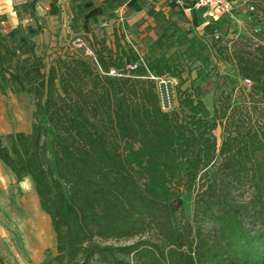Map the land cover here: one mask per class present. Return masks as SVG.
Segmentation results:
<instances>
[{
	"label": "trees",
	"instance_id": "1",
	"mask_svg": "<svg viewBox=\"0 0 264 264\" xmlns=\"http://www.w3.org/2000/svg\"><path fill=\"white\" fill-rule=\"evenodd\" d=\"M112 35L113 46L92 34L90 55L65 52L47 69L33 52L21 70L32 128L0 138V160L31 177L50 216L55 254L39 264H264V20L228 54L211 42L249 79L253 110L225 95L211 113L199 85L163 110L139 49ZM10 81L0 70L1 92Z\"/></svg>",
	"mask_w": 264,
	"mask_h": 264
},
{
	"label": "rangeland",
	"instance_id": "2",
	"mask_svg": "<svg viewBox=\"0 0 264 264\" xmlns=\"http://www.w3.org/2000/svg\"><path fill=\"white\" fill-rule=\"evenodd\" d=\"M259 1L261 3L258 0H247L248 4L254 6L251 12L241 4L242 0L235 1L236 7L232 15L211 14L204 10L205 16L201 17L199 33L194 36L196 38L190 39L188 45L177 46L176 52L169 60H150L146 53L141 52L147 67L156 74L166 75L171 85L174 105L177 104L179 88L199 85L207 90L202 95V100L211 113L214 106L219 104L217 99L222 101L225 95H230L232 106H247L253 110V102L247 96L248 85L238 76L234 62L223 58L212 47L211 42L214 39L213 32L217 31V44L227 48L226 54L232 50L236 41L255 42L254 33L259 29L260 21L264 20V0ZM68 3L67 0H55L50 5V12L41 4L40 13L36 17L31 11L33 17L29 23L15 21L10 15L8 18L0 17V28L9 32V40L18 50H23L19 67L8 66L4 56L0 64V68L6 69L11 80L10 83L4 84L9 88L8 95L25 90L21 70L29 63L33 52L42 56L47 69L57 55L65 52L77 50L90 55L86 39L92 34L113 46L112 36L106 31L105 21L93 20L87 17L88 10L84 8L81 13L75 5ZM29 9L31 10L30 5ZM7 10L6 12L10 13L11 6H8ZM176 72H179L183 80L180 85L179 78L173 76ZM44 119V114H41L39 121L46 125ZM214 134L217 142H220L223 134L221 126H217ZM1 140L3 144H8L6 135H3ZM180 195L185 217L191 219L194 192L183 190ZM39 221L42 226L45 224V230L40 236L39 230L31 227L23 230L22 239L14 238L10 230L7 236L1 238L0 264H39L52 258L55 254V240L49 215H46V220L41 216Z\"/></svg>",
	"mask_w": 264,
	"mask_h": 264
},
{
	"label": "crops",
	"instance_id": "3",
	"mask_svg": "<svg viewBox=\"0 0 264 264\" xmlns=\"http://www.w3.org/2000/svg\"><path fill=\"white\" fill-rule=\"evenodd\" d=\"M67 1L81 13L88 10L87 17L105 21L106 31L111 36L114 29L123 33L127 41L148 55V59L156 61L169 60L177 46L188 45L190 39L194 40L199 33L201 17L205 16L204 9L193 6L189 0ZM53 2L55 0H0V17L8 18L10 15L15 21L29 23L33 17L31 11L36 17L43 4L50 12ZM8 6H11L10 13L6 12ZM8 33L0 28V64L4 56L8 66L19 67L23 50L12 44ZM0 70L9 75L5 68ZM8 91L6 85L4 92L0 91V138L11 132L28 133L32 128L31 95L25 90L8 95ZM46 215L40 208L31 177L25 175L17 180L11 169L0 160V242L9 230L14 238L22 239L25 228L36 227L40 236L45 224L42 226L39 219L42 216L46 220ZM51 229L54 235L53 227Z\"/></svg>",
	"mask_w": 264,
	"mask_h": 264
},
{
	"label": "built area",
	"instance_id": "4",
	"mask_svg": "<svg viewBox=\"0 0 264 264\" xmlns=\"http://www.w3.org/2000/svg\"><path fill=\"white\" fill-rule=\"evenodd\" d=\"M193 6L197 8H202L211 14H218V15H232L235 7H236V0H189ZM246 8L252 10L254 6L252 4H248L247 0H242L241 3ZM214 39L219 38V33L217 31L213 32ZM136 49V47L134 46ZM140 60L147 68L148 76L154 80L155 87L159 96V101L161 108L165 111L172 110L175 105L172 100V90L169 80L167 79L166 75L156 74L153 71L148 70V67L145 63V60L140 53ZM130 68L136 67V64L129 65ZM244 84H250L249 79H243Z\"/></svg>",
	"mask_w": 264,
	"mask_h": 264
}]
</instances>
